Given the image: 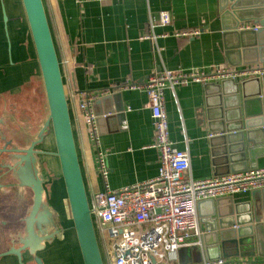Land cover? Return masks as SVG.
I'll list each match as a JSON object with an SVG mask.
<instances>
[{"label": "crops", "instance_id": "1", "mask_svg": "<svg viewBox=\"0 0 264 264\" xmlns=\"http://www.w3.org/2000/svg\"><path fill=\"white\" fill-rule=\"evenodd\" d=\"M43 4L89 196L103 190L105 185L117 189L143 182L158 173V152L151 146L154 129L147 96L143 90L132 88V84H139L151 73L164 69L198 68L208 72L215 66L251 65L237 64L231 54L230 60L236 63L227 62L218 0H43ZM161 12L167 13V24L159 23ZM249 26L252 25H244ZM190 29H199L200 33L190 37L173 35ZM105 95H110V100L98 105L99 112L119 110L108 113V120H103L100 126L95 123L97 141H93L82 105L90 99L93 110L94 100ZM206 97L200 82H183L163 89L169 138L176 148L188 152L193 178L218 176L217 172L222 175L231 164L227 160L214 162L210 131L204 118ZM44 101L41 75L21 2L0 0V119L8 138L22 139L24 144L35 138L47 113ZM49 144L47 139L45 148ZM246 146L253 149L251 160L245 155L247 169L250 165L264 167V144L246 143ZM99 152L108 169L106 178L97 170ZM249 193H235L232 197L234 201L249 200ZM206 210V204H200L197 215L206 216ZM199 225L204 234L203 224ZM191 245L201 249V237L181 239L177 252L179 264L214 260L204 252L199 254Z\"/></svg>", "mask_w": 264, "mask_h": 264}, {"label": "water", "instance_id": "2", "mask_svg": "<svg viewBox=\"0 0 264 264\" xmlns=\"http://www.w3.org/2000/svg\"><path fill=\"white\" fill-rule=\"evenodd\" d=\"M20 2L35 50L47 113L35 138L26 147L0 149L9 153L2 166L12 171L18 183L11 185L26 186L32 191V203L24 219L25 235L19 239L22 246L13 252L22 264L23 247L35 254L44 247V242L54 238L58 239L61 252L64 244L69 243L66 235L71 228L81 264H106L79 164L65 86L43 0ZM218 12L227 62L236 63L230 60L229 54L237 64L263 62L264 0H218ZM6 19L3 13V20ZM245 23L252 26L245 28ZM203 89L207 95L204 118L210 131L214 162L231 163L224 174L246 170L245 155L250 160L253 155L252 147L246 143L264 144V72L242 80L224 78L205 82ZM109 96L96 98L92 104L97 126L108 120V113L119 110L110 108L99 112L98 105L109 101ZM2 125L0 119L3 132ZM50 134L54 150L45 148ZM44 156L57 159L58 177L44 176ZM253 168L257 166L250 165L248 169ZM56 179L61 181L71 225L60 218L45 192L46 183ZM249 195L250 199L244 201H234L232 195L199 201L198 208L200 204L208 207L206 216H198L205 231L200 235L203 246L200 249L198 245H191V248L199 254L204 252L209 259L264 257V187L251 190ZM49 228H53L52 232ZM34 261L43 264L37 255Z\"/></svg>", "mask_w": 264, "mask_h": 264}, {"label": "built area", "instance_id": "3", "mask_svg": "<svg viewBox=\"0 0 264 264\" xmlns=\"http://www.w3.org/2000/svg\"><path fill=\"white\" fill-rule=\"evenodd\" d=\"M168 21L167 13L161 12L159 23L167 24ZM199 33V29H190L173 35L190 37ZM263 72L264 63L261 62L241 68L215 66L208 72L198 68L164 69L151 73L139 84H132V88L143 90L147 96L154 129L151 146L158 152L159 167L153 178L117 189L105 185L103 190L90 195L91 214L101 238L106 264H179L177 252L181 239L201 235L197 215L199 201L264 187V167L193 178L188 152L176 148L169 138L163 106L165 86L224 78L242 80ZM82 107L89 135L97 141L91 100L85 101ZM96 162L98 172L106 178L108 169L100 152ZM200 264H264V258L203 259Z\"/></svg>", "mask_w": 264, "mask_h": 264}, {"label": "flooded vegetation", "instance_id": "4", "mask_svg": "<svg viewBox=\"0 0 264 264\" xmlns=\"http://www.w3.org/2000/svg\"><path fill=\"white\" fill-rule=\"evenodd\" d=\"M0 132V149L4 147L10 149L13 146L21 148L28 145L24 144L22 139L11 140L4 129ZM8 154L6 150L0 151V264H19L17 255L13 251L22 246L19 239L25 235L24 219L32 203V191L26 186L11 185L17 181L11 175L12 171L2 166L4 160H8ZM52 230L53 228H49V232ZM37 232L35 228V233ZM60 253L59 241L54 238L48 243L44 242V247L35 254H30L28 248L23 247L20 260L22 264H36L34 257L37 255L43 264H53V259H59Z\"/></svg>", "mask_w": 264, "mask_h": 264}, {"label": "rangeland", "instance_id": "5", "mask_svg": "<svg viewBox=\"0 0 264 264\" xmlns=\"http://www.w3.org/2000/svg\"><path fill=\"white\" fill-rule=\"evenodd\" d=\"M48 140L50 141V144L49 147H47L46 149L54 150V143L51 134L50 137H48ZM42 158L45 165V168L43 170L44 176H48L49 179L51 177H58L59 171L57 167L58 165L57 159L50 156H44ZM46 188L47 189L45 190V192L52 206L55 208V210L59 215L61 216L64 215L63 218L66 219L69 225H71L65 197L62 191L63 189H62L61 181L58 179L53 181L49 180L46 183ZM67 233L68 234L66 235V239L69 243L64 244V247L61 249L59 259H53L54 261L53 264H81V260L78 254L77 244L74 237V232L70 228L69 232ZM66 245H68L69 247H66ZM101 246H102V242H101Z\"/></svg>", "mask_w": 264, "mask_h": 264}]
</instances>
